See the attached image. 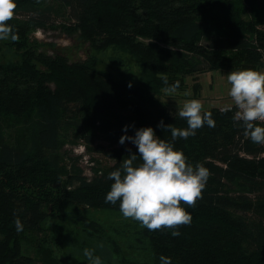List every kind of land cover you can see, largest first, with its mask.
<instances>
[{
  "label": "trees",
  "instance_id": "obj_1",
  "mask_svg": "<svg viewBox=\"0 0 264 264\" xmlns=\"http://www.w3.org/2000/svg\"><path fill=\"white\" fill-rule=\"evenodd\" d=\"M16 5L7 23L17 39L0 40V264H69L58 248L63 240L105 241L120 264H160L161 256L172 264H264V145L244 135L234 105L209 109L215 127L174 141L189 164L210 171L195 205L181 204L190 224L149 231L125 219L119 202L105 203L108 174L139 155L130 141L119 143L126 125L129 136L152 127L168 141L167 125L188 127L162 97L168 85L179 81L180 90L201 73L264 68V0ZM47 28L74 37L86 58L33 36ZM80 145L91 155L90 176L86 154L74 153Z\"/></svg>",
  "mask_w": 264,
  "mask_h": 264
},
{
  "label": "clouds",
  "instance_id": "obj_2",
  "mask_svg": "<svg viewBox=\"0 0 264 264\" xmlns=\"http://www.w3.org/2000/svg\"><path fill=\"white\" fill-rule=\"evenodd\" d=\"M16 6V0H0V40L17 39L12 26L7 23L13 18ZM226 77L232 104L221 111H232L234 105L233 120L241 124L244 135L250 137L252 143L264 145V125L257 123L264 122V72L245 69L232 71ZM179 87V81H176L164 91L172 95ZM176 115L186 120L188 127L178 129L167 125L171 141L156 136L152 127L136 129L134 136H129L126 125L125 135L119 143L124 145L130 141L139 155L134 153L123 159L120 167L107 177L113 183L105 203L116 205L119 202V211L125 219L138 221L149 231L177 229L179 225L190 224L192 216L181 204L194 206L210 176V171L202 164H189L183 152L175 149L174 141L194 136L196 130L205 125L215 127L211 112L204 111L202 103L192 99L183 107L178 106ZM158 126L165 128L163 121ZM138 158L140 163L137 164ZM14 223L17 232L23 231L19 216ZM171 234L180 235L178 230ZM83 255L88 264H103L93 249H84ZM160 264H172L171 258L161 256Z\"/></svg>",
  "mask_w": 264,
  "mask_h": 264
},
{
  "label": "rangeland",
  "instance_id": "obj_3",
  "mask_svg": "<svg viewBox=\"0 0 264 264\" xmlns=\"http://www.w3.org/2000/svg\"><path fill=\"white\" fill-rule=\"evenodd\" d=\"M34 37L41 39L46 42H53L59 47H69L74 49L76 57L86 58L85 48L73 47L76 45V40L74 37L61 31L60 29H40L33 34ZM105 62H110V60L105 59ZM132 65L134 71L138 73V67L136 62L133 60ZM232 71L236 70H215L205 73H201L197 76L188 77L186 80L185 87L183 89L177 90L175 94L169 95L166 92L162 96L165 101L169 104L171 109L175 112L179 107H183L184 103L189 100L197 99L203 105V110L208 111L213 107H225L226 105H231L232 101L228 95L230 85L228 84L226 75ZM260 71L264 72V68ZM74 153H84L86 156L83 160V166L87 175H91V166L90 157L88 153L85 152L84 146L80 145L74 147ZM99 160L106 162V158L103 156L95 155ZM94 215L101 217L103 221H107L112 224H119L120 217L105 212H94ZM55 226L51 225V229L57 232L54 229ZM53 238L54 233H52ZM59 250L61 249L62 254H65L69 260V264H88L86 257L83 255L84 249H93L95 255L101 257L103 264H120L118 257L114 254L111 249V246L105 241H93V244L83 243L75 244L68 242L66 240L61 241L58 245Z\"/></svg>",
  "mask_w": 264,
  "mask_h": 264
}]
</instances>
